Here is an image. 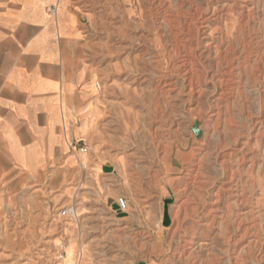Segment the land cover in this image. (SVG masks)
<instances>
[{
    "label": "rangeland",
    "instance_id": "obj_1",
    "mask_svg": "<svg viewBox=\"0 0 264 264\" xmlns=\"http://www.w3.org/2000/svg\"><path fill=\"white\" fill-rule=\"evenodd\" d=\"M73 5L83 113L0 177V264H264V0Z\"/></svg>",
    "mask_w": 264,
    "mask_h": 264
},
{
    "label": "crops",
    "instance_id": "obj_2",
    "mask_svg": "<svg viewBox=\"0 0 264 264\" xmlns=\"http://www.w3.org/2000/svg\"><path fill=\"white\" fill-rule=\"evenodd\" d=\"M78 1L0 0V177L30 178L59 162L68 116L83 113L89 81Z\"/></svg>",
    "mask_w": 264,
    "mask_h": 264
},
{
    "label": "built area",
    "instance_id": "obj_3",
    "mask_svg": "<svg viewBox=\"0 0 264 264\" xmlns=\"http://www.w3.org/2000/svg\"><path fill=\"white\" fill-rule=\"evenodd\" d=\"M52 11H54V8H52ZM75 147L76 146H73L72 148L75 149ZM77 150H78L79 153H85V147H78ZM82 166L85 167V164L82 163ZM116 205L120 209L126 208V206H127V199L125 197H122V196L119 197V198H117Z\"/></svg>",
    "mask_w": 264,
    "mask_h": 264
},
{
    "label": "water",
    "instance_id": "obj_4",
    "mask_svg": "<svg viewBox=\"0 0 264 264\" xmlns=\"http://www.w3.org/2000/svg\"><path fill=\"white\" fill-rule=\"evenodd\" d=\"M192 130L196 133L197 136H199L201 133L196 124L193 125Z\"/></svg>",
    "mask_w": 264,
    "mask_h": 264
},
{
    "label": "bare ground",
    "instance_id": "obj_5",
    "mask_svg": "<svg viewBox=\"0 0 264 264\" xmlns=\"http://www.w3.org/2000/svg\"><path fill=\"white\" fill-rule=\"evenodd\" d=\"M83 156V155H82ZM81 157V156H80ZM82 161V160H81Z\"/></svg>",
    "mask_w": 264,
    "mask_h": 264
}]
</instances>
